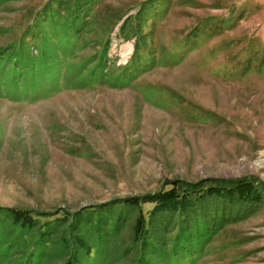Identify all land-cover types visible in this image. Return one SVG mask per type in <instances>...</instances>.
<instances>
[{
    "label": "rangeland",
    "instance_id": "374dc122",
    "mask_svg": "<svg viewBox=\"0 0 264 264\" xmlns=\"http://www.w3.org/2000/svg\"><path fill=\"white\" fill-rule=\"evenodd\" d=\"M51 5L0 0V209L85 215L175 180L264 181V0H100L85 43L69 24L54 57ZM240 210L177 264H264V203Z\"/></svg>",
    "mask_w": 264,
    "mask_h": 264
},
{
    "label": "trees",
    "instance_id": "16d2710c",
    "mask_svg": "<svg viewBox=\"0 0 264 264\" xmlns=\"http://www.w3.org/2000/svg\"><path fill=\"white\" fill-rule=\"evenodd\" d=\"M99 1L51 0L47 12L58 17L61 38L59 46L46 44L53 57L68 37L69 24L73 28L83 21L77 41L85 43ZM67 69L73 65L68 63ZM221 182L175 180L168 189L143 198H117L85 215L2 208L0 264H13L14 253L35 258V264H177L187 257L193 238L210 229L211 221L233 212L245 215L248 211L242 213L241 208L264 203V181L256 177L237 184ZM148 202L152 206L144 211Z\"/></svg>",
    "mask_w": 264,
    "mask_h": 264
},
{
    "label": "bare ground",
    "instance_id": "6f19581e",
    "mask_svg": "<svg viewBox=\"0 0 264 264\" xmlns=\"http://www.w3.org/2000/svg\"><path fill=\"white\" fill-rule=\"evenodd\" d=\"M129 50H130V47H129Z\"/></svg>",
    "mask_w": 264,
    "mask_h": 264
}]
</instances>
